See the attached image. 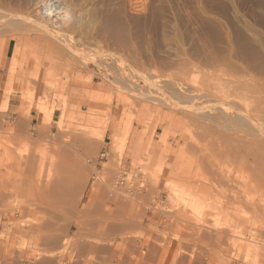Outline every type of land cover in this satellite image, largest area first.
Wrapping results in <instances>:
<instances>
[{"label":"rangeland","instance_id":"1","mask_svg":"<svg viewBox=\"0 0 264 264\" xmlns=\"http://www.w3.org/2000/svg\"><path fill=\"white\" fill-rule=\"evenodd\" d=\"M0 19L3 264L42 257L40 242L56 230L40 226L37 211L79 219L81 240L101 245L108 242L104 225L128 203L126 213H135L143 226L129 233L135 244L123 256L128 264H144L149 243L163 246L162 260L170 261L182 224L208 217L212 228L230 229L237 220L231 212L236 204L232 189L242 191L246 184L245 196L264 194V111L254 120L245 115L257 104L264 110V0H0ZM181 62L191 67L185 69L189 74L179 70ZM13 64L16 75L10 80ZM203 81L209 90L201 88ZM240 83L257 88L250 91ZM222 100L244 117L229 116L226 110L233 109L218 107ZM40 121L48 122L44 134ZM89 138L94 139L91 153ZM253 138L256 144L247 148ZM60 146L85 151L75 157L87 164L89 181L77 202L34 201L32 194L54 174L52 155ZM27 150L36 157L31 167L19 158ZM107 163L112 170L106 180L100 173ZM124 175L127 185L117 187ZM225 175L227 183L217 179ZM89 199L99 207L95 213L85 211ZM28 200L35 204L26 207ZM75 232V225L60 232L58 264H96L95 254L79 257L67 249ZM229 237L220 249L202 251L204 264H264L258 244ZM116 259L113 264L124 263Z\"/></svg>","mask_w":264,"mask_h":264},{"label":"bare ground","instance_id":"2","mask_svg":"<svg viewBox=\"0 0 264 264\" xmlns=\"http://www.w3.org/2000/svg\"><path fill=\"white\" fill-rule=\"evenodd\" d=\"M55 5V4H54ZM5 11V10H4ZM45 10H43V12H44ZM46 12H48V11H45V13ZM58 12V11H57ZM56 12V13H57ZM51 13H53V12H51ZM58 15V14H57ZM10 16V15H9ZM52 16H53V14H52ZM46 17V16H45ZM50 16H48V18H49ZM12 18V17H11ZM13 18H15V21H16V23H18L19 21H20V19H18V18H16V16H14ZM40 18V17H39ZM42 18H43V16H42ZM52 18H54V17H52ZM17 19H18V22H17ZM0 20H2V19H0ZM7 20H9V19H7ZM13 21L14 19H10L9 21ZM47 20V19H46ZM8 21V22H9ZM15 21H13L12 23L13 24H16L15 23ZM23 21V20H22ZM53 21V20H52ZM7 22V23H8ZM10 23V22H9ZM19 23H21V21L19 22ZM28 23V22H27ZM23 24V23H22ZM15 26V25H14ZM49 26V25H48ZM16 27V26H15ZM45 28V27H44ZM46 29V28H45ZM42 31H44L43 29L41 30V32ZM46 31V30H45ZM50 31V30H49ZM49 31H47V32H49ZM52 31V30H51ZM55 31V30H54ZM14 32V31H13ZM46 32V33H47ZM43 33V32H42ZM52 33V32H51ZM45 34V33H44ZM48 35H50V32L49 33H47ZM46 34V35H47ZM53 34H55L54 32H53ZM46 35H44V36H46ZM58 35V34H57ZM58 36H60V35H58ZM57 36V37H58ZM48 37H50V36H48ZM54 37V36H53ZM56 37V36H55ZM54 37V38H55ZM53 38V39H54ZM64 38V37H63ZM49 39V38H48ZM51 39V38H50ZM59 39V38H58ZM62 39V38H61ZM54 40H56V39H54ZM64 40V39H63ZM38 42V41H37ZM34 46H35V44H34ZM54 46V45H53ZM68 46H70V45H68ZM55 47V46H54ZM65 47V46H64ZM61 49V48H60ZM78 49V48H77ZM65 50H69L70 51V53L71 54H73V55H78V53H76L75 51H73V49H70V48H66ZM82 52V51H81ZM89 55V54H88ZM80 57V56H79ZM182 63V64H181ZM181 63H179V64H177L178 66H181L180 67V71H181V69L183 70L182 72L185 74V69H190V68H188L186 65H184L183 63L184 62H181ZM176 65V64H175ZM190 66V65H189ZM38 67H39V65L37 64V68H36V71L38 72V74L40 75L39 76V81H40V78L41 77H43V73H41V71L40 70H38ZM173 67V66H172ZM175 68V67H174ZM16 69H17V67H16V64H13L12 66H11V70H10V80H14V76L16 75ZM191 70V69H190ZM170 71H172V70H170ZM178 71V70H177ZM221 71V70H220ZM136 72V71H135ZM175 72V71H174ZM182 72H179V73H181V75H184V74H182ZM41 73V74H40ZM178 72H176V74H177ZM37 74V75H38ZM138 74V73H137ZM174 74V73H173ZM186 74H189L188 72L186 73ZM185 74V75H186ZM180 76V75H179ZM181 77H183V76H181ZM186 77V76H185ZM234 77V76H233ZM239 78V77H238ZM253 78V77H252ZM131 79V78H130ZM143 80V79H142ZM244 80H245V78H244ZM33 81V80H32ZM236 81V80H235ZM11 82V81H10ZM35 82V81H34ZM206 82H208V81H206ZM249 82V81H248ZM259 82V81H258ZM13 82H11V84H12ZM242 83V82H241ZM239 84V86L241 85L242 86V88H243V86L247 89L248 88V90H250V91H253V90H255L257 87H255V85L254 84H252L251 86L248 84H245L244 83V85H242V84ZM201 84V83H200ZM262 84H263V82H262ZM202 86H201V88L202 89H207V90H209L208 88H210V84H209V82H208V84L206 85V83H205V81H203V84H201ZM236 85V84H235ZM32 86V85H31ZM205 86H207V87H205ZM237 86V85H236ZM240 86V87H241ZM262 86V85H261ZM11 87H12V85H11ZM10 87V88H11ZM212 88V87H211ZM215 88V87H214ZM224 88V87H223ZM236 88V87H235ZM8 89V88H7ZM219 90V89H218ZM259 90H262V87L259 89ZM206 91V90H205ZM243 92V91H242ZM264 92V91H263ZM260 94V93H259ZM251 95V94H250ZM224 96V95H223ZM227 97H229V96H227ZM257 97V96H256ZM259 98V97H258ZM225 99V98H224ZM229 99V98H228ZM128 102V101H127ZM228 102V101H227ZM218 103V102H217ZM209 104V103H208ZM210 104H211V102H210ZM207 105V104H206ZM234 105V104H233ZM217 106V105H216ZM214 107V106H213ZM218 107H225L224 109H226V108H232L233 110V112H230L231 110L230 109H228V110H226L227 112L226 113H229V116H230V113L231 114H233V116H234V114L236 113V115L238 114V111H235V109L233 108L234 106H232V105H230L229 106V104H227L225 101H223L222 100V102L220 103V104H218ZM248 107V106H247ZM212 107H210V109H211ZM208 109V108H207ZM207 109H204V110H206L207 111ZM209 110V109H208ZM230 110V111H229ZM253 110H255V112L254 113H247V114H245L246 115V117H248L250 120H254V116L255 117H257V116H259V114L257 113V112H260V111H264L263 110V106H262V104H257V105H255V106H253ZM41 111H43V109H41ZM225 112V111H224ZM235 112V113H234ZM210 114V113H209ZM240 115V116H239ZM208 116V115H207ZM212 116V115H211ZM228 116V115H227ZM233 116H231V117H233ZM244 117V114L242 115V114H238V118L241 120L242 118ZM211 118V117H210ZM238 118H236V119H238ZM247 118V119H248ZM239 119H238V121H239ZM259 119V118H258ZM45 121H46V119H45ZM45 121H40V123H39V131H40V133L41 132H43V131H45L46 129H47V124H48V122H45ZM242 121H244V120H242ZM249 121V120H248ZM263 121V120H262ZM212 122V121H211ZM251 122V121H250ZM23 123V122H22ZM21 123V124H22ZM228 123V122H227ZM231 123V122H230ZM242 123V122H241ZM244 123H246V122H244ZM253 123V125H256V123L254 124V122H252ZM248 124V123H247ZM260 124H261V121H260ZM264 124V123H263ZM26 125V124H25ZM238 125H240V124H238ZM250 125V124H249ZM252 125V126H253ZM223 126V125H222ZM251 126V125H250ZM241 127V126H240ZM257 127H259L258 125H257ZM263 127H264V125H263ZM263 127H259V128H262L263 129ZM249 128V127H248ZM239 129V128H238ZM240 130V129H239ZM16 131V130H15ZM238 131V130H237ZM245 131H247V130H245ZM258 131H259V129H258ZM257 132V131H256ZM262 132H264V129H263V131ZM261 132V133H262ZM17 133V132H16ZM252 133V132H251ZM39 134V133H38ZM43 134H44V132H43ZM257 135V134H256ZM44 136V135H43ZM253 136H255V135H253ZM262 136H264V135H262ZM17 137H15V140H18V139H20V138H18V139H16ZM22 138V137H21ZM23 138H25V137H23ZM250 138V137H249ZM260 138V137H259ZM258 138V139H259ZM11 139V138H10ZM9 139V140H10ZM90 139V138H89ZM87 140V142L85 141V140H82V142L83 141H85L87 144V146L88 147H90L89 148V152L91 153L92 151H93V146H94V139H90V140ZM256 139V138H255ZM12 140H14V138L12 137ZM25 140V139H24ZM35 140V139H34ZM34 140H31L30 138L28 139L27 138V143H28V141H30V143H31V145H33L32 144V142L34 141ZM56 140H57V138H56ZM55 140V141H56ZM263 140V139H262ZM11 141V140H10ZM251 141V140H250ZM2 142V141H1ZM37 142V141H36ZM65 142V141H64ZM69 142H71V140L69 141ZM84 142V143H85ZM237 142V141H236ZM63 143V142H62ZM61 143V145H65V144H62ZM66 143V145L67 144H70V143H68V142H65ZM3 144V143H2ZM75 144V143H74ZM256 144V141H254V138H253V141H251V142H249V144H247L246 146H247V148H250L251 146H253V145H255ZM258 144V143H257ZM260 144H261V142H260ZM263 144V143H262ZM27 145V144H26ZM29 145V144H28ZM65 145V146H66ZM237 145V144H236ZM238 145H240V144H238ZM3 146V145H2ZM68 146V145H67ZM77 146V145H76ZM79 146V145H78ZM262 146V145H261ZM61 147V149L60 148H58V150H57V148H56V152H54L55 154H57V155H52L53 156V158L55 159L54 161H53V165H52V167H53V169H52V172L54 173L53 174V176H50L45 182H42V183H44V185L43 186H41V188L42 189H40L41 191L38 193V194H32V200H34V199H42V198H46V199H51V200H55V201H58L61 197L62 198H65L66 199V201L68 202H73L74 201V199L75 198H77L76 196H79L80 197V193H81V191H83V189H85V187H86V185H87V183H88V181H89V177H88V173L86 174L85 173V171H87L86 170V168L88 169V167H87V164L86 165H81V161H82V159H80V160H78V158H76L75 157V155H76V153L77 154H79V153H81L82 151L80 150V151H78L77 150V152L75 151V149H74V151L76 152V153H73L71 150H68V148L66 149V150H63V147L62 146H60ZM70 147H71V145H70ZM243 148H245V147H243ZM258 148V147H257ZM26 149H28L27 147H26ZM29 149H31V147H29ZM28 149V150H29ZM261 149H263V148H261ZM27 150V152L24 154V153H21L20 154V156H19V158H20V161H21V164L25 167H31L32 166V164L34 163V161L36 160V157L32 154V153H29L30 151H28ZM73 150V149H72ZM26 151V150H25ZM86 151H88V149L86 150ZM254 151V150H253ZM261 151V150H260ZM231 152V151H230ZM247 152V151H246ZM248 152H252V150H250V151H248ZM257 152V151H256ZM82 153H85V151H83ZM261 154V153H260ZM80 155H82V154H80ZM85 155V154H84ZM86 155H88V154H86ZM247 155V154H246ZM249 155V154H248ZM253 155H255V154H253ZM54 156H56V157H54ZM103 156V155H102ZM79 157V156H78ZM235 158V157H234ZM77 159V160H76ZM263 159V158H262ZM248 160V159H247ZM254 160V159H253ZM77 161H79V162H77ZM257 161V160H256ZM255 162V161H254ZM260 162V161H259ZM262 162V161H261ZM83 164H84V162H82ZM242 163H243V161H242ZM241 163V164H242ZM257 164V163H256ZM260 164V163H259ZM263 165H264V161H263ZM254 167H255V165H254ZM257 167V166H256ZM263 167V166H262ZM264 168V167H263ZM111 170H112V164H110V163H107L105 166H104V168L102 169V171H101V176H102V179H106V178H109V176H110V173H111ZM90 171V170H89ZM264 171V170H263ZM262 172V171H261ZM252 174H254V173H252ZM255 174H256V172H255ZM222 175V174H221ZM257 176H258V173L256 174ZM255 175V176H256ZM14 176V175H13ZM125 177H120L118 180H117V183H116V186L117 187H125L126 185H127V183H128V181H127V175H124ZM263 176H264V174H263ZM223 178L221 179V177H219V176H217V179L219 180H224V181H226V183H227V180L228 179H230L229 178V176H227V175H225V176H222ZM254 177V176H253ZM262 177V176H261ZM5 178V177H4ZM258 178V177H257ZM256 178V179H257ZM121 179V180H120ZM253 179V178H252ZM254 179H255V177H254ZM253 179V180H254ZM262 179V178H261ZM107 180V179H106ZM122 180H124V183L123 184H121L122 183ZM258 180H260V179H258ZM119 181H120V183H119ZM6 183V182H5ZM97 183V182H96ZM262 183V182H261ZM41 184V183H40ZM95 184V183H94ZM99 185H100V183H99ZM97 186V190H98V187H99V189H100V187L101 186ZM262 185H263V183H262ZM262 185H261V188H262ZM234 186V185H233ZM251 186V185H250ZM245 188H246V184L243 186V188H242V191L239 189V191L238 192H236V190L235 189H232V191H231V193H232V196H233V198H234V201H236V204L235 205H233L234 207V210H231V212L234 214V217L233 218H236L237 217V220L235 219V221H236V223L233 225V226H230L231 228L229 229H227V228H218V229H215L214 227L212 228L211 226H210V224L208 223V222H210V221H208V217L207 216H205V217H207L204 221H197L198 219H196V221H195V219H194V221L196 222H194L193 223V220L191 221V223H193V224H191V223H189L188 225H185V224H182V222L180 223L179 222V225L180 224H182L183 226L182 227H180L181 229H180V231H177L178 229V227L176 228L177 230V232H178V234H181V238H180V240H179V243H178V246H177V248L176 249H174V251L172 252L173 253V257L170 259V261L168 262V261H165L164 259L162 260V254L164 253V247L162 246V247H159V245H156V244H152V243H149V245H147V247L144 249L145 251V253H146V255H145V261H144V264H204V259L200 256L201 255V253H202V251L203 250H205V249H209V247H210V250H218V249H220V247H222L223 245H225V243L228 241L229 242V239H230V237L229 236H231V235H234V236H237V237H242L243 239H249V240H251L252 242H254V243H256V244H258V246H259V249L261 250V252H262V255H264V194L263 195H252V194H248V193H246V196L244 195V193H245ZM95 189V188H94ZM263 190H264V188H262ZM81 190V191H80ZM96 190V189H95ZM101 190V189H100ZM262 190V191H263ZM21 191L23 192V190L21 189ZM254 191V190H253ZM21 192V193H22ZM29 192V191H28ZM96 193H98L99 191H95ZM79 193V194H78ZM83 193V192H82ZM241 193V194H240ZM253 193V192H252ZM23 194H25V193H23ZM94 195H96L95 193H94ZM23 196H26V194L25 195H23ZM92 196V199H93V194L91 195ZM78 197V198H79ZM27 198H28V196H27ZM77 198V199H78ZM123 198V197H122ZM56 199H58V200H56ZM90 200V199H89ZM116 200V199H115ZM121 200V199H120ZM233 201V202H234ZM51 202V201H50ZM59 202V201H58ZM100 204V203H99ZM118 204V206H119V203H117ZM127 204L128 203H125V202H123V204H122V206H121V208H120V210L118 211V213L116 212V210H115V212H116V216L114 217L115 219H113L112 221H110V222H107L104 226H105V232H104V234H106L107 236V240H108V242L106 243V244H101V245H93V244H91V243H89V242H87V241H83V240H81L82 239V237H83V233H84V229L81 227V226H78V227H80V229H83V233H80L81 234V236H80V239L79 240H77L76 241V244L74 245L80 252V256H82V254H83V256L82 257H84L85 255H90L91 253H93V254H95L96 252H98V261L100 262V264H104V263H106V260H104V259H106V256H107V253L109 252V257H108V259H109V263H111V262H115V259L116 260H118L119 262H121V260H122V256H123V251H124V249L128 246V245H133V244H135L134 242H132V240H133V238L131 239L130 238V236H129V233L132 231V230H137V229H139V228H141L142 226H143V222L137 217V215L135 214V213H133L132 212V214H130V215H128L127 213H126V208H127ZM94 205V201L93 200H91L90 202L88 201V204L86 205V207H85V211H86V213H90L91 212V210H93L94 211V213L96 212L95 210H94V208H98L99 209V207L96 205V207L95 206H93ZM229 205H230V203H229ZM128 206H129V204H128ZM100 208H101V206H100ZM139 209V208H138ZM103 210V209H102ZM101 211V210H100ZM129 211H130V209H129ZM132 211V210H131ZM143 211V210H142ZM115 212H113V213H115ZM172 212V211H171ZM13 213V212H12ZM137 213H138V211H137ZM182 213H183V215H182ZM118 214V215H117ZM186 213H184V212H181L180 213V215H181V217L180 218H182L183 219V216L185 215ZM141 215V214H140ZM189 216H191V215H188L187 214V219L189 220L191 217L193 218V216H191L190 218H189ZM80 217V216H79ZM156 217V216H155ZM11 218V217H10ZM185 218H186V216H185ZM191 218V219H192ZM202 218H204V216L202 217ZM185 220V219H184ZM233 220V219H232ZM57 221V220H56ZM56 221H54V222H52V221H50L48 224H50V223H53V224H51V226H55L54 224H55V222ZM59 221V220H58ZM57 221V223H60V222H58ZM61 221V220H60ZM187 221V220H186ZM208 221V222H207ZM64 222V221H63ZM62 221H61V223H63ZM169 222H170V220H169ZM188 222V221H187ZM56 223V224H57ZM102 223V222H101ZM64 224H65V222L62 224L63 226H64ZM96 224H97V222H96ZM27 225V224H26ZM59 225V224H58ZM58 225H56V227L58 226ZM88 225H89V223H88ZM91 225V224H90ZM94 225H95V222H94ZM62 226V227H63ZM86 226V225H85ZM169 226H170V224H169ZM90 227V226H89ZM96 227V226H95ZM232 227H234L235 229H237V231H236V234H233L234 233V231H233V229H232ZM94 228V226H92V228L91 229H93ZM145 228V227H144ZM169 228V227H168ZM78 229V228H77ZM80 229H78L79 231L78 232H81L80 231ZM175 231V230H174ZM175 231V232H176ZM232 231H233V233H232ZM91 232V231H90ZM176 232V233H177ZM180 232V233H179ZM50 235V234H49ZM52 236H54L53 234H51ZM56 236L57 235H55V238H56ZM159 237V236H158ZM48 238L49 239H51L52 237H49L48 236ZM54 238V237H53ZM55 238H54V240L53 239H51V241L49 242L48 241V239L46 240V241H48L49 242V244H47L48 245V248H52V247H56V246H58V245H60V243L59 242H61V240H60V237L58 236V244H55L57 241L55 240ZM86 238H88V237H86ZM135 239V238H134ZM155 239V238H154ZM74 240V239H73ZM156 240V239H155ZM161 240V239H160ZM159 240V241H160ZM163 241H164V239H162ZM232 239H230V241H231ZM1 241V240H0ZM121 242L120 243V245H116V243L117 242ZM158 241V239H157V242H159ZM172 241V240H171ZM170 241V243H172ZM234 241V240H233ZM151 242H153V241H151ZM237 242V241H236ZM235 241L233 242V243H236ZM177 244V243H176ZM227 244V243H226ZM243 244V243H242ZM244 244H245V242H244ZM169 245H171V244H169ZM1 246V245H0ZM161 246V245H160ZM54 247V248H55ZM2 248V247H1ZM54 248H52V249H54ZM128 249L127 250H132V248H129V247H127ZM3 249V248H2ZM51 249V250H52ZM169 249H170V247H169ZM126 250V251H127ZM3 251V250H2ZM7 251V250H6ZM129 252V251H128ZM134 252V251H133ZM259 254H261V253H259ZM126 255V254H125ZM133 256V255H132ZM261 256V255H260ZM125 257V260H124V263H127L128 264V261H129V258H128V256H127V258H126V256H123V258ZM167 256L165 255V258H166ZM264 257V256H263ZM85 259V258H84ZM132 259V258H131ZM122 260V261H123ZM127 260V261H126ZM97 261V262H98ZM133 261V260H132ZM131 261V262H132ZM93 262V261H92ZM99 262L98 263H96V264H99ZM93 263H95V262H93ZM93 263H91V264H93ZM122 263V262H121ZM120 263V264H121ZM124 263H122V264H124ZM108 264V263H107ZM113 264V263H112ZM129 264H130V262H129ZM136 264V263H135Z\"/></svg>","mask_w":264,"mask_h":264},{"label":"crops","instance_id":"3","mask_svg":"<svg viewBox=\"0 0 264 264\" xmlns=\"http://www.w3.org/2000/svg\"><path fill=\"white\" fill-rule=\"evenodd\" d=\"M9 47H8V49H7V53L9 52ZM19 105L20 104H10V106H12L13 108H15V107H19ZM79 194V193H78ZM77 198L79 197V196H76ZM75 198L74 199V201L73 202H67L66 201V199L65 198H60L59 200L58 199H56V200H58V201H55V200H51V199H46V198H42V199H44V200H46V201H48V202H53V203H56V202H58V203H64V204H70V203H74V202H77L78 201V199L80 198ZM41 198L39 199H34V201H37V200H42ZM92 200V199H91ZM90 200V201H91ZM89 201V202H90ZM32 204H35L34 202H30L29 200L28 201H26L25 202V205H26V207H28V206H30V205H32ZM28 209H31V208H28ZM94 209H96V208H94ZM37 214H39V219H40V221H41V225L40 226H42V227H44V228H47L48 230L51 228L52 230H56L55 232H53V233H50V235L48 234L47 236H45V238H43V240L40 242L41 243V245H42V247L44 248V252H42L41 253V255H42V257H40V258H38V260L37 261H35V260H33V259H31V258H28L27 256H25V257H23L22 259H21V261H20V264H58V260H59V258H58V255H57V249H60V247L62 246V239H61V237H60V232H68V231H70L72 228H73V226L75 225L76 226V232H75V235L73 236V238L70 240V242H68L67 243V249H71V250H73V251H75V252H78V255H79V257H82L83 256V254H82V256H80L81 254L79 253L80 251L74 246L75 244H76V241L77 240H79L80 239V236H81V234L80 233H83L82 231H83V227H82V224L81 223H77L78 221H79V219H71V220H67V219H64V218H62V217H60V216H58V214L57 213H54V212H49V211H37ZM11 220H14L13 219V217H11L10 218ZM58 222H60V223H57V221ZM63 222H65V224H64V226L62 225L63 223H61V221ZM50 221H52V222H54V221H56L55 222V226L53 227V226H51V224H53V223H50V224H48ZM57 223V224H56ZM59 224V225H58ZM56 225H58L57 227H56ZM63 226V227H62ZM78 226H81L83 229H80V227H78ZM92 226H93V224H92ZM80 229V231L81 232H78L79 230L78 229ZM92 228V227H91ZM90 228V229H91ZM62 230V231H61ZM57 232V233H56ZM51 234H53L54 236H52ZM84 234V233H83ZM55 235H57L56 236V238H55ZM48 236L49 237H52L51 239H53L54 240V238H55V240L57 241L58 240V236L60 237V240H61V242H59L60 243V245H58V246H54V247H52V248H54V249H50V248H48V245L47 244H49V242L51 241V239H49L48 238ZM54 237V238H53ZM48 239V241H46ZM74 239V240H73ZM52 240V241H53ZM51 241V242H52ZM59 241V240H58ZM58 241L55 243V244H58ZM28 254H29V252H28ZM93 253H91L90 255H92ZM95 255H96V259H97V261L99 260L98 259V252H96L95 253ZM108 257H109V252L107 253V256H106V259H104V260H106V263H108L109 264V259H108ZM3 260H4V256L3 255H1L0 254V262H1V264H3ZM96 261V263H98ZM106 263H104V264H106ZM112 263H114V261L112 262ZM103 264V263H102Z\"/></svg>","mask_w":264,"mask_h":264},{"label":"built area","instance_id":"4","mask_svg":"<svg viewBox=\"0 0 264 264\" xmlns=\"http://www.w3.org/2000/svg\"><path fill=\"white\" fill-rule=\"evenodd\" d=\"M102 155H103V157H106V153L104 152V153H102ZM123 177H125V176H123ZM121 180V179H120ZM119 183H120V181H119ZM124 183V180H122V183L121 184H123Z\"/></svg>","mask_w":264,"mask_h":264}]
</instances>
